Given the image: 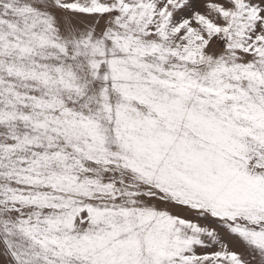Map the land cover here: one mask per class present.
<instances>
[{"label":"snow or ice","instance_id":"snow-or-ice-1","mask_svg":"<svg viewBox=\"0 0 264 264\" xmlns=\"http://www.w3.org/2000/svg\"><path fill=\"white\" fill-rule=\"evenodd\" d=\"M0 264H264V0H0Z\"/></svg>","mask_w":264,"mask_h":264}]
</instances>
